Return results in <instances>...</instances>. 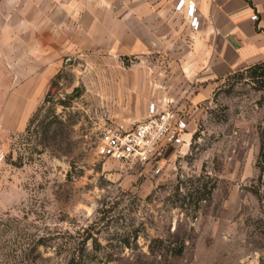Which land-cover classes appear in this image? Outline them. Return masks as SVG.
<instances>
[{"label": "rangeland", "instance_id": "374dc122", "mask_svg": "<svg viewBox=\"0 0 264 264\" xmlns=\"http://www.w3.org/2000/svg\"><path fill=\"white\" fill-rule=\"evenodd\" d=\"M74 79L29 130H0V264H264V80L219 81L156 174L98 156Z\"/></svg>", "mask_w": 264, "mask_h": 264}, {"label": "crops", "instance_id": "0c3cea01", "mask_svg": "<svg viewBox=\"0 0 264 264\" xmlns=\"http://www.w3.org/2000/svg\"><path fill=\"white\" fill-rule=\"evenodd\" d=\"M179 1L0 0V130L27 129L71 70L93 131H130L155 104L185 117L191 135L218 82L264 62V0ZM166 149L162 168L183 146Z\"/></svg>", "mask_w": 264, "mask_h": 264}, {"label": "built area", "instance_id": "2783aa9c", "mask_svg": "<svg viewBox=\"0 0 264 264\" xmlns=\"http://www.w3.org/2000/svg\"><path fill=\"white\" fill-rule=\"evenodd\" d=\"M184 6L185 0H180L177 9L181 10ZM188 14L192 27L198 29L200 21L195 14L194 4L188 5ZM253 19H258V16L254 15ZM187 130L185 117H176L171 110L160 111L155 104H150L148 117L132 130L105 129L100 134L96 151L101 158L139 162L151 166L156 174H160L163 171L160 161L166 147L177 148L187 143L183 139ZM4 159L5 152L0 143V161Z\"/></svg>", "mask_w": 264, "mask_h": 264}, {"label": "trees", "instance_id": "16d2710c", "mask_svg": "<svg viewBox=\"0 0 264 264\" xmlns=\"http://www.w3.org/2000/svg\"><path fill=\"white\" fill-rule=\"evenodd\" d=\"M240 71H252V77L255 78V79H262L264 80V62H261V63H258V64H255L253 66H250L246 69H243V70H240ZM239 72V71H237ZM235 72V73H237ZM234 73V74H235ZM233 75V74H232ZM230 75V76H232ZM228 76V77H230ZM227 77V78H228ZM45 102V101H44ZM43 105V104H42ZM41 105V106H42ZM41 106L37 109V111L35 112V114L33 115V118H31L30 122H29V125H28V129L29 130V127L30 125L32 124L33 120H34V117L36 116V113L40 110Z\"/></svg>", "mask_w": 264, "mask_h": 264}]
</instances>
